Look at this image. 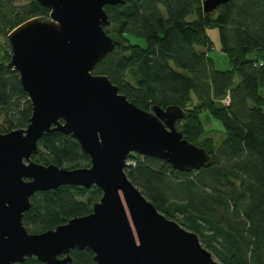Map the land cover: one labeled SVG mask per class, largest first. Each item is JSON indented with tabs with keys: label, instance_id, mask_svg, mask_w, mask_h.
I'll return each instance as SVG.
<instances>
[{
	"label": "trees",
	"instance_id": "obj_1",
	"mask_svg": "<svg viewBox=\"0 0 264 264\" xmlns=\"http://www.w3.org/2000/svg\"><path fill=\"white\" fill-rule=\"evenodd\" d=\"M0 0V36L24 21L47 17L35 0ZM203 0H125L105 6L107 35L115 49L92 70L105 75L142 110L178 106L186 119L177 129L212 157L207 168L176 172L152 157L137 156L125 168L128 180L158 212L194 232L220 264H264V0H230L206 16ZM194 16L192 21H187ZM218 28L220 52L229 70L218 71L207 53L206 34ZM130 37L143 40L133 44ZM9 47L0 56V134L24 129L31 104L19 77L7 68ZM229 96V104L221 101ZM207 116V117H206ZM217 120L224 139L207 136L206 119ZM32 160L66 169L87 168L90 160L70 136L44 134ZM101 191L95 186H61L37 192L22 224L39 234L91 211ZM70 264H95L89 249L70 251ZM18 264H42L34 257Z\"/></svg>",
	"mask_w": 264,
	"mask_h": 264
},
{
	"label": "water",
	"instance_id": "obj_2",
	"mask_svg": "<svg viewBox=\"0 0 264 264\" xmlns=\"http://www.w3.org/2000/svg\"><path fill=\"white\" fill-rule=\"evenodd\" d=\"M49 10L6 36L7 68L14 70L31 104L24 129L0 134V264H70V251L89 249L95 264H220L197 235L147 201L128 180L129 154L152 157L176 172L207 168L212 157L177 129L178 106L142 110L93 68L118 41L107 35L105 6L125 0H35ZM230 0H203L208 16ZM73 138L90 160L66 169L32 160L44 134ZM61 186H95L98 202L83 216L39 234L22 224L37 192Z\"/></svg>",
	"mask_w": 264,
	"mask_h": 264
},
{
	"label": "rangeland",
	"instance_id": "obj_3",
	"mask_svg": "<svg viewBox=\"0 0 264 264\" xmlns=\"http://www.w3.org/2000/svg\"><path fill=\"white\" fill-rule=\"evenodd\" d=\"M27 1L28 0H17L16 4H23V3H26ZM193 19H194V16H189L186 20L192 21ZM206 34L209 37L211 44H212V49L207 53L208 57H210L213 60L215 68L218 71H228L229 70L228 58L225 54L220 52V38H219L218 28L209 27L206 29ZM129 40L135 45L138 44L142 47L145 46V43L143 40L132 38V37H130ZM8 47H9V44H8L6 35L0 36V56L4 53V49H7ZM9 55H10V47H9ZM259 94L260 96L264 97V89H261L259 91ZM223 103L224 102H222V104ZM206 120H207L206 121L207 136L213 138L215 145L219 146L224 139L222 126L217 120L208 119V118ZM137 156L139 155L135 153H131L127 156L126 159L129 162H133V161L135 162L137 160ZM98 200L99 199H97L95 202H98ZM212 257L216 261H218L217 258L213 254H212Z\"/></svg>",
	"mask_w": 264,
	"mask_h": 264
},
{
	"label": "built area",
	"instance_id": "obj_4",
	"mask_svg": "<svg viewBox=\"0 0 264 264\" xmlns=\"http://www.w3.org/2000/svg\"><path fill=\"white\" fill-rule=\"evenodd\" d=\"M256 66L257 67H261V66H264V58L263 59H261V60H259L258 62H256ZM222 102H224L223 104H224V106H227L228 104H229V96H226L223 100H222ZM221 102V103H222ZM135 165V162L133 161V162H129V161H127V159H126V161H125V168H129V167H132V166H134Z\"/></svg>",
	"mask_w": 264,
	"mask_h": 264
}]
</instances>
